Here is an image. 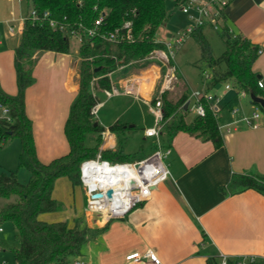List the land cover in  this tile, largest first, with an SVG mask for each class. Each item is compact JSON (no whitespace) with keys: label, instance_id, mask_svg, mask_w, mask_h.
I'll return each instance as SVG.
<instances>
[{"label":"crops","instance_id":"crops-1","mask_svg":"<svg viewBox=\"0 0 264 264\" xmlns=\"http://www.w3.org/2000/svg\"><path fill=\"white\" fill-rule=\"evenodd\" d=\"M30 8L27 0H0V83L12 95L18 91L14 52L21 40L23 17ZM225 14L233 33L241 34L262 50L253 70L264 83V0H229ZM207 26L211 25L204 26L203 32ZM171 35L168 32L167 37ZM80 43L73 52L40 54L34 67L36 81L26 91V112L33 122L38 157L44 162L67 153L70 148L65 123L80 89ZM174 63L178 80L167 89L172 97H179L186 86L191 90L203 88L201 81L193 88L176 57ZM130 66L136 68L115 76ZM164 71L165 65L160 61L131 62L108 73L111 87H116L118 93L108 96L106 89L97 91L103 92L107 99L141 100L152 112L150 105L164 92H161ZM212 91L222 96L220 123L233 121L231 109L237 104L241 106V115L251 114L257 106L249 98V101L239 98L235 90L218 85ZM95 95L99 103L94 114L100 123L97 113L106 100L98 93ZM116 121L127 124L125 132L137 126L117 115L110 124L100 123L106 128L103 146L117 147V134L109 129ZM257 124L254 127L239 121L231 125L230 131L223 129V144L219 147L212 140L185 131H178L170 139L161 132L153 149L159 140L171 149L166 157L171 176L154 187L150 197L123 218L101 217L97 221L87 213L83 219L100 231L83 248V258L92 264H152L149 259L135 262L126 258L130 253L152 249L165 264H207L208 257L221 254L233 259L254 255V264H264V194L254 189L235 194L221 189L233 173L264 174V110ZM153 125L144 127V138H154L145 134V129Z\"/></svg>","mask_w":264,"mask_h":264},{"label":"trees","instance_id":"trees-1","mask_svg":"<svg viewBox=\"0 0 264 264\" xmlns=\"http://www.w3.org/2000/svg\"><path fill=\"white\" fill-rule=\"evenodd\" d=\"M27 1L40 14L48 11L50 17L57 21V26L52 27L48 19H26L20 43L14 52L17 93H7L0 83V147L9 138L18 137L21 141L18 167H25L30 173L26 182L20 181L18 169L0 174V198L5 199L0 204V224L4 226L10 223L16 229L18 244L12 249L15 261L23 264H68L74 257H83V248L100 229L91 228L83 218H76L74 224L70 225L64 220L47 222L40 215L62 207L61 202L53 196L58 178L65 176L73 186L81 185V164L95 158L102 143L106 128L93 113L99 99L91 87L110 89L109 72L145 59L156 48H164L162 42L156 41L157 33L170 20L172 13L167 9V0ZM187 1L174 0L176 5H183ZM102 13L103 19L97 24ZM126 21H131L133 40L117 42L105 37L122 28ZM204 26L192 34L201 46L199 61H206L210 67L209 78L202 73L203 88L213 90L222 82H231L237 90L245 89L264 97V90L258 85L259 74L253 70L259 56V46L241 34L230 33L224 12L220 32L225 40V49L214 56L204 35ZM89 29L95 30L93 36L87 35ZM72 32L81 35L83 40L79 46L80 89L72 101L65 123L70 148L67 153L44 162L38 157L33 122L26 112V91L36 81L34 67L40 54L45 51L70 52L69 36ZM171 93L165 90L162 94V133L166 134L167 139L178 131H185L203 140H212L215 147L221 146L223 135L219 128V117L213 110L208 108L205 116L187 119L188 109L185 110L184 106L191 89L186 86L177 98L172 97ZM3 107L9 109V120L3 115ZM126 126L120 121L109 126L111 131L116 132L118 144L114 151H104L103 157L113 162L129 161L131 157L124 153L121 137ZM89 133L97 134L94 146L86 143ZM221 189L231 194L246 189L264 194V174L233 173L227 185ZM235 262L233 258L228 260V264ZM207 264H220V257H208Z\"/></svg>","mask_w":264,"mask_h":264},{"label":"built area","instance_id":"built-area-1","mask_svg":"<svg viewBox=\"0 0 264 264\" xmlns=\"http://www.w3.org/2000/svg\"><path fill=\"white\" fill-rule=\"evenodd\" d=\"M228 2L229 0H188L182 5V10L188 14L192 23L184 31L172 34L169 38L167 37L162 41L156 39V41L165 45L164 48L154 49L145 59L160 61L165 65L161 92L170 89L174 82L178 80L177 66L174 63L176 50L179 49L188 36L206 24H211L214 29L221 30V23ZM103 15L104 13L98 18L97 24L101 23ZM28 18L34 20L48 19L52 27L57 26V21L50 17L48 11L40 14L35 8L31 7L28 14L23 17V21ZM229 32L233 33L230 27ZM72 34L74 33L72 32ZM94 34V29L87 31V35L93 36ZM74 35L78 36L80 42L83 40L81 35ZM105 37L110 41L117 42L133 40L131 21H126L122 28H117L105 35ZM261 52L262 50L259 49V54ZM205 76L209 78L208 73H205ZM258 85L261 88L264 87L261 79L258 80ZM224 87L226 90H235L239 98H249L251 100L249 92L245 89L237 90L231 82H226ZM105 93L111 96L118 93V89L111 87V89H106ZM186 102L189 103L188 109L194 111L196 116H205L209 108L213 110L217 117H220L222 96L212 90H205L204 88L192 89ZM150 109L154 113L155 122L152 127L145 129V134L159 139L164 120L161 96L150 105ZM2 110L3 115L7 116L9 120V109L3 107ZM95 112L96 107L93 109V113ZM240 112L241 106L239 104L233 106L231 109L233 121L225 124L219 123L220 130L230 131L231 125L239 121L257 127V120L263 115V109L259 104H257L251 114L241 115ZM170 152L171 149L168 146H163L159 140L150 155L138 160L113 162L98 157L83 161L80 168V178L86 192L88 213H98L99 217L107 220L125 217L133 208L150 197L154 187L171 176V171L165 162V158ZM109 189L112 190L110 196L107 194ZM97 194L101 195L96 196ZM3 231L4 226L0 224V233ZM126 258L135 262L149 259L152 264H165L152 249H148L144 253H130ZM230 258L228 255L221 254L220 264H228ZM234 259H236L234 264H254L256 262V256L254 255H242ZM0 264L23 263L15 261L13 258L10 260L0 256ZM68 264H92V262L83 257H74Z\"/></svg>","mask_w":264,"mask_h":264},{"label":"rangeland","instance_id":"rangeland-1","mask_svg":"<svg viewBox=\"0 0 264 264\" xmlns=\"http://www.w3.org/2000/svg\"><path fill=\"white\" fill-rule=\"evenodd\" d=\"M167 9L172 13L170 20L162 25L157 33V39L164 40L167 38L168 32L171 34H177L182 32L191 23V19L188 14L182 10V5H176L174 0H167ZM24 10L27 6L24 4ZM204 35L210 43L211 52L214 56L220 55L225 49V40L219 30L214 29L211 26H207L204 29ZM70 43L72 52L76 50L79 39L78 36L70 34ZM176 62L180 69L189 77L191 84L194 87L199 86L202 73H209L210 67L206 61H199L201 57V46L199 41L194 35H190L182 43L178 50H176ZM199 61V62H198ZM197 62V65L195 64ZM144 64V63H138ZM136 67L130 66L125 70L118 71L115 76L122 75L123 72L133 71ZM206 72H203V71ZM220 87H224V82L219 84ZM191 88L190 86H188ZM94 93H98V96L102 100H106L104 106L97 113V117L101 124L107 125L113 122L114 117H122V119H129L132 123H136V128L131 131H126L122 134L123 139V151L131 158L129 161L145 158L153 152L154 138H144V127L153 125L154 114L149 111L148 105L133 98L113 97L108 98L103 92H98L96 87H91ZM177 91V88L174 90ZM245 101L249 99L245 98ZM195 115L192 110L186 111V118L191 119ZM97 134L89 133L86 137V143L90 146L96 144ZM104 138L100 144L95 158H102L103 152L107 150L114 151L116 148H110L109 146H103ZM21 150V141L18 137H11L7 140L4 146L0 147V174L3 171L18 169V176L20 181L26 182L30 176L29 171L25 167L19 166V154ZM110 160V159H107ZM167 158H165V162ZM56 194L54 195L62 204V207L57 211L47 212L40 215V218L47 222H54L64 220L69 222L70 225L74 224L76 217L85 218L88 210L86 205V192L83 185L73 186L67 177L60 178L56 183ZM4 198H0V204L4 202ZM90 219L100 220L101 217L98 213H88ZM99 219V220H98ZM16 229L10 223L4 224V232L0 233V256L1 258H13L12 249L17 246V240L15 238Z\"/></svg>","mask_w":264,"mask_h":264},{"label":"water","instance_id":"water-1","mask_svg":"<svg viewBox=\"0 0 264 264\" xmlns=\"http://www.w3.org/2000/svg\"><path fill=\"white\" fill-rule=\"evenodd\" d=\"M250 97H251V101H252V102L259 104V105L262 107V109L264 110V97H262V96H260V95H257V94H255V93H253V92H250ZM188 105H189V103L186 102V103H185V106H184L185 110L188 109ZM95 124H97V122H96ZM111 192H112V190L109 189V190L107 191V194L110 196V195H111ZM100 195H101V194H97L96 196H100Z\"/></svg>","mask_w":264,"mask_h":264}]
</instances>
